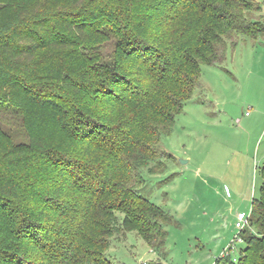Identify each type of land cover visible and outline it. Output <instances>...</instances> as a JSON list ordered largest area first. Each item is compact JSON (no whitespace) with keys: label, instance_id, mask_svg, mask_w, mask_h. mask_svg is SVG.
I'll return each mask as SVG.
<instances>
[{"label":"trees","instance_id":"obj_1","mask_svg":"<svg viewBox=\"0 0 264 264\" xmlns=\"http://www.w3.org/2000/svg\"><path fill=\"white\" fill-rule=\"evenodd\" d=\"M263 5L0 0V264H113L129 232L160 250L172 220L139 194L142 171L173 161L158 145L201 67L264 36ZM258 175L243 249L214 264H264V161Z\"/></svg>","mask_w":264,"mask_h":264},{"label":"rangeland","instance_id":"obj_2","mask_svg":"<svg viewBox=\"0 0 264 264\" xmlns=\"http://www.w3.org/2000/svg\"><path fill=\"white\" fill-rule=\"evenodd\" d=\"M259 15L264 20V5ZM200 83L158 145L173 161L161 175L142 171L139 194L172 220L164 246L152 251L134 232L115 235L105 253L113 264H214L236 234L237 214H250L258 198L264 36L227 43L225 61L201 67ZM235 247L238 258L243 244Z\"/></svg>","mask_w":264,"mask_h":264},{"label":"built area","instance_id":"obj_3","mask_svg":"<svg viewBox=\"0 0 264 264\" xmlns=\"http://www.w3.org/2000/svg\"><path fill=\"white\" fill-rule=\"evenodd\" d=\"M249 218L250 214L246 215L244 213H239L236 216V220L234 223V229L236 230V234L232 238L229 243L227 249L222 253V256L234 255L236 250V244H243V240L241 238V232L249 227Z\"/></svg>","mask_w":264,"mask_h":264},{"label":"crops","instance_id":"obj_4","mask_svg":"<svg viewBox=\"0 0 264 264\" xmlns=\"http://www.w3.org/2000/svg\"><path fill=\"white\" fill-rule=\"evenodd\" d=\"M241 213V212H240ZM239 214V213H238ZM236 219V218H235Z\"/></svg>","mask_w":264,"mask_h":264}]
</instances>
